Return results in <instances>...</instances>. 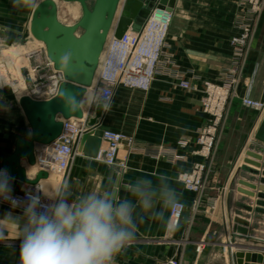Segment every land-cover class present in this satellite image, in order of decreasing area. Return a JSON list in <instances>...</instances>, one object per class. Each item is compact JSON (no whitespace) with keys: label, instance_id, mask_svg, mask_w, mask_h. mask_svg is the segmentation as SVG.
Instances as JSON below:
<instances>
[{"label":"crops","instance_id":"0c3cea01","mask_svg":"<svg viewBox=\"0 0 264 264\" xmlns=\"http://www.w3.org/2000/svg\"><path fill=\"white\" fill-rule=\"evenodd\" d=\"M32 9L27 0H0V24H29ZM239 13L238 0H175L160 64L148 91L117 86L110 109L104 110L101 130L130 136L136 147L174 149L178 142L186 141V150L178 151L184 156L183 160L154 161L129 152L122 145L116 165L107 166L76 150L71 168L62 182L71 191L70 202L90 191L112 187L118 197L135 203L136 198L125 190V185L142 176H148L155 182L161 174H166L183 194L182 204L186 210L179 226L168 229L169 212L165 213L164 220L145 214L142 222L137 221L135 241L116 256V264H168L169 261L178 264H232V257L237 252L264 256V216L257 213L261 208L256 206L259 191H253L254 198H247L238 190L249 192V189L243 186L235 189L231 186V177L228 179L229 174L235 173L250 182L251 170L259 174L252 178H261L260 174L264 172L262 168L243 164L250 149L261 156L260 164H264V145L254 140L264 113L259 114L241 105L243 99L264 102V50L253 41V37L242 58L237 59L240 81L234 89L222 130V140L235 133L244 135L240 150L221 167L226 168L227 179H223L198 207L194 206L196 195L186 191L179 182L180 175L190 172L194 163L205 162L192 155L196 133L207 122L200 106L203 83H217L220 73L236 61L232 58L233 49L229 41L236 32L234 24L238 22ZM259 24H264L260 18ZM22 34L20 28L13 32L16 46L29 41V38H22ZM5 42V38L0 37V48L5 46ZM29 49L30 46L18 47L13 51L20 53ZM105 49L106 46L103 53ZM180 80L188 81L191 88L182 90L178 86ZM88 94L89 89L85 95ZM96 105L90 99L87 108L82 110L85 113L89 111V118H92ZM6 106L12 108L13 113H6L9 108L4 107L5 112L0 116V161L13 152L17 138L30 137L29 126L19 105L8 102ZM5 116L12 118L6 119ZM104 148L105 144L101 142L100 149ZM21 166L26 170L27 178L35 177L38 166L31 168L25 160L21 161ZM51 178L55 181L53 175ZM117 180L118 183H114ZM50 183L47 187L53 185ZM25 185L13 179L12 192L24 189ZM256 186H259L258 182ZM247 208L251 212H247ZM8 213L13 217H23L20 212L0 206V231L4 237L0 239V264H21V239L17 238L19 226L6 217ZM236 220L247 224V236L232 232Z\"/></svg>","mask_w":264,"mask_h":264},{"label":"water","instance_id":"95a60500","mask_svg":"<svg viewBox=\"0 0 264 264\" xmlns=\"http://www.w3.org/2000/svg\"><path fill=\"white\" fill-rule=\"evenodd\" d=\"M66 3H77L81 8L79 20L71 26L63 25L57 18V7L53 0H41L33 11L29 20V33L33 40L44 45L48 59L53 63L54 69L61 72L65 82L60 88H65L78 94L82 98L86 94L94 80L98 69L100 57L104 46L111 33L115 39L121 37L129 29L139 31L148 19L152 9L168 14L173 12L175 0H62ZM92 2V7L88 3ZM72 52V61L65 69L60 64V58L65 51ZM24 118L30 129V137L17 138L14 142L13 152L2 159V169H7L15 180L28 185H37L48 178L45 172H37L33 179L26 176V170L21 166L25 160L29 167L35 166L34 149L38 145H48L56 140L62 131L60 119H82L83 110L69 113L63 106L62 98L57 94L46 101H35L23 96L18 101ZM104 115L102 107L96 105L94 117L88 121V127L92 133L82 136L77 150L85 157L96 159L101 146L102 130L100 121ZM254 140L264 145V118H262ZM246 156L253 160H245V163L256 168L264 169L260 155L247 152ZM250 174L258 176V172L250 171ZM261 178H253L252 182L239 181V184L249 189V192L239 190L243 195L254 198L253 191L257 194L256 206L261 209L258 214L264 216V172ZM258 182L259 186H256ZM247 212H251L247 208ZM264 222V221H262ZM247 224L240 220L234 222L232 232L247 236ZM264 264V256L256 254H243L237 252L232 257V264Z\"/></svg>","mask_w":264,"mask_h":264},{"label":"built area","instance_id":"2783aa9c","mask_svg":"<svg viewBox=\"0 0 264 264\" xmlns=\"http://www.w3.org/2000/svg\"><path fill=\"white\" fill-rule=\"evenodd\" d=\"M147 1L148 0L143 1L144 5L147 4ZM158 2L159 0H154L155 4ZM240 6L242 9H244L245 6H251L252 12L256 13L261 9L262 3L261 0H240ZM157 12L166 15L168 17V22L162 27L159 26V28L156 29L157 34L155 35L154 31L151 33V30H148L150 25L147 23L150 16ZM244 12L245 10H243L242 14ZM241 18L244 20L243 16ZM237 20L238 22L236 24L241 30L239 34L232 39L231 45L243 47L248 36L249 26H241L239 25V17ZM170 21L171 14L157 11L154 8L139 31L129 29L124 33L121 39H115L113 36L108 37L106 65L110 60L109 49L112 45L124 48V50L128 52L127 54H122V58L116 60L115 70L112 74L107 76L102 74L99 77L98 83H100V86L98 87L97 85L95 88L97 102H107L110 97L111 103L114 95V88L119 85L142 92L148 91L160 64V57ZM146 31L148 32L146 33ZM143 37L146 46L136 53L138 44ZM28 57H31V59L35 61L34 67H31L30 71L32 86L25 94L20 95L18 98L20 99V97L26 96L35 101L50 100L57 94L60 84L65 82L63 74L54 69V65L48 59L45 48L43 47L32 51ZM238 58L240 57L237 55L236 62ZM221 77H223L222 74ZM231 80L225 79L226 84L223 85L205 82L202 108L203 113L207 116L209 115L210 118L206 125L199 129L197 137L193 142L194 146H198V152H194L195 146L192 154L195 153L200 155L201 158L206 159L212 156L215 148L216 127L223 118L229 98L230 86L234 83V79ZM179 87L182 90H188L191 85L186 80H180ZM245 103L248 108L255 110L261 109L262 105H264L254 101H247ZM89 114V111L86 112V115L83 113L82 119H60L62 131L59 137L48 145H38L34 149L35 165L38 166L37 172H56V174L61 176L62 180L66 178L82 136L93 132V129L88 127V121L90 119ZM101 142L105 144V148L99 150L95 160L107 166L116 165L118 151L122 145L126 146L129 152H136L148 158H153L155 160L164 159L169 162L183 159V156L180 155L178 151L186 150L188 147V143L183 141L178 142L177 147L174 149L163 148L161 146L155 148H136L133 146V139L131 137H126L110 130H102ZM0 169H2L1 161ZM203 169V166L196 164L191 168L189 174H184L180 176L179 179L184 181L183 184L188 190L199 193L202 188L200 178ZM62 187L63 184L61 188ZM37 192V185L26 184L24 189L11 193L14 198L18 199V206L13 207L10 201H5L3 199H0V205L24 213V208L28 203L27 196L29 194H37ZM39 195L41 196L42 203L51 202L50 197L44 196L41 191H39ZM195 205L194 202V206ZM185 210L186 208L183 205L181 208L169 212V230L179 226ZM168 264L178 263L176 261H170Z\"/></svg>","mask_w":264,"mask_h":264},{"label":"clouds","instance_id":"9594fccd","mask_svg":"<svg viewBox=\"0 0 264 264\" xmlns=\"http://www.w3.org/2000/svg\"><path fill=\"white\" fill-rule=\"evenodd\" d=\"M27 3L35 7L38 0ZM71 61L72 52L65 51L61 66L66 69ZM4 86L0 83V88ZM58 96L69 113L81 111L85 105L77 93L65 88L58 90ZM90 99L103 110L110 109V97L107 102H97L94 92ZM13 179L7 169H0V199L16 207L19 201L11 195ZM125 190L136 198L135 203L118 197L112 187L90 191L71 202L67 184L50 203H42L39 188L37 194H29L23 217L6 215L19 226L21 264H116V256L135 241L137 221L142 222L145 214L164 220L166 212L183 206V194L166 174L157 176L155 182L148 176L137 177Z\"/></svg>","mask_w":264,"mask_h":264},{"label":"rangeland","instance_id":"374dc122","mask_svg":"<svg viewBox=\"0 0 264 264\" xmlns=\"http://www.w3.org/2000/svg\"><path fill=\"white\" fill-rule=\"evenodd\" d=\"M38 1H40V0H38ZM53 1L54 2L56 1L57 16H58L57 18H58V21L60 23H62L63 25L71 26V25H74L79 20V18L81 16L80 5H79V7H77L78 4H76V3H66V2H63L62 0H53ZM261 3H262L261 9L258 12L253 13L251 6H245V8L242 9V7L240 6V0H238V4H239V8H240V13L238 16L239 17V25L245 26V27L249 26V32H248L247 39L245 41V45L243 47L232 46L231 45L232 39L234 37H236L241 30L240 27L238 28L237 24H234V28H235L236 32L229 41V45L233 49L232 58H237V55L240 58H242L243 53L250 46V42L252 40V37H253V41H255V43L262 50H264V24H259V26L257 25L259 18L262 19V21H264V0H261ZM88 6L92 7V2L88 3ZM77 9H78V11H77L78 13L75 15L74 13H75V10H77ZM243 10H245V12L242 14ZM73 15H75V16H73ZM242 16L244 17V20H242V18H241ZM235 19H236V16H235ZM28 25L29 24H0V37H4L6 40L5 46L0 48V83L5 85L3 88H0V116H2L4 114V112H5L4 107H7L6 104L8 102H12L13 104L17 105L18 104V101H17L18 97L20 95L25 94V92H27V90H29V88L32 86V84H31L32 79L30 78V71H31V67H34V62H35L34 59H31V57L30 58L28 57L29 53L26 52L28 50H26L24 52L22 51L20 53H16L13 51V49H16L18 47H24L25 48L27 46H30L31 49L42 48V46L36 45V42L30 36L29 30H28ZM19 28H20L21 32L23 33L21 35L22 38H29V41L26 40L24 43L22 42L23 46L22 45L16 46V44L14 43L16 36L13 35V32L18 31ZM105 46L107 49H105V53H102V58L100 60L99 66H98L96 79L94 81L93 86L89 88L90 95L89 94L85 95L82 99V101L85 102V105H84L85 108H87V105L90 102V97H92L93 93L95 92V88L97 87V85H98V87L100 86V83H98V79L102 75L104 68H105V63H106V59H107V50H108V39L106 41ZM30 51H32V50H30ZM27 53H28V55H27ZM232 61H233V59H232ZM237 64L238 63L236 61L231 62L230 68L222 71L220 73V75L218 76V82L213 83L215 85H218V84L223 85V84H226L225 79H229V81L231 79L232 80L234 79V83L230 86L229 98H228V102H227V105H226V108H225V111L223 114V118L216 127V129H217L216 134H215L216 140H215V144H214L215 148H214L213 154H212V156H210L209 159L201 158L200 155H197L195 153L192 154L195 157L201 158L202 160L205 161L204 163L196 162L193 164V166L196 164H198V165L200 164L204 168L202 170V174H201V178H200L202 188L200 189L199 193H194L193 191H190L185 187V185L183 184L184 183L183 180L179 179V182L183 185V188L186 191H189V192L196 195V200H195V204H196L195 206L196 207L199 206L201 201L203 199H205V197H207V195L212 194V190H214L216 188V186H219V184L221 183V181L223 179H225V180L227 179L228 172L226 173V168H221V167L225 163H227L229 161V159H231L232 157L235 156V153L240 150V145H242V143L244 142V135L241 132L239 134L235 133L233 135H229V136L225 137L223 140L221 139L222 138V132H223L222 131L223 126H224V123H225L226 118H227V109H228L230 101L232 100V98L234 96V89L236 88V86L239 84V81H240ZM221 74L223 75V77H221ZM224 75H226V76H224ZM209 83H211V82H209ZM20 84L22 85V88H23L22 90H20L21 89ZM119 86H122V85H119ZM178 86H179V83H178ZM204 87H205V82L203 83L202 97L200 99V106H201L202 113H203V108H202L203 99L202 98H203V94H204ZM21 91H23V92L20 94ZM247 101H254V102L262 103V104H264V102H261L258 100H248V99H243L241 101V105L244 108L250 109V110L255 111L259 114L264 113V105H262L261 109L255 110L252 108H248L246 106L245 102H247ZM91 102H92V100H91ZM4 104H5V106H4ZM93 104H94V102H93ZM9 106H11V105H9ZM7 108H9V109L6 111V113L11 115L13 113V112H11L12 108H10V107H7ZM5 118L9 119L12 117L10 116L9 118H7L5 116ZM209 118H210V116L208 115L207 121ZM198 131L196 133V137H197ZM126 137H130V136H126ZM180 142H183V140ZM133 145H134V139H133ZM195 146L196 147H195L194 152H198V146L197 145H195ZM220 146H222L221 154L218 155L217 153H218V149ZM134 147H136V146L134 145ZM161 147H163V146H161ZM136 148H145V147H139L138 146ZM247 152L253 153V151L251 149L247 150ZM245 156H246V154H245ZM249 158L250 157L246 156V158L243 161L244 165H248L245 163V160H247V159L249 160ZM150 159L155 161V159H153V158H150ZM183 159H184V156H183ZM183 159H181V160H183ZM178 161H180V160H178ZM172 162H174V161H172ZM184 174H189V172L183 173L180 176H182ZM232 174L233 173L229 174L228 179L231 177L230 178V180L232 182L231 186L235 187V189H236L237 186L238 187L241 186L239 184V181H245V180L242 178H239L238 174L234 173L233 176H232ZM252 177H250V182H252V179H253ZM55 179L58 180V178H56V177H55ZM245 182H249V181H245ZM48 187L46 186L45 188H43L41 190V193L44 196H47L50 198L55 197L57 194V191L59 189H61L60 181H58V184L56 186L52 185V186H48ZM239 190H240V188H239ZM245 197H247V196H245ZM247 198H249V197H247ZM250 199H252V198H250ZM2 207H4V206H2ZM4 208H6V207H4ZM7 209H9V208H7ZM11 210H13V209H11ZM14 211H17V210H14ZM17 212H20L23 214V212H21V211H17Z\"/></svg>","mask_w":264,"mask_h":264},{"label":"bare ground","instance_id":"6f19581e","mask_svg":"<svg viewBox=\"0 0 264 264\" xmlns=\"http://www.w3.org/2000/svg\"><path fill=\"white\" fill-rule=\"evenodd\" d=\"M123 1V0H122ZM55 3H56V1H55ZM77 4V3H76ZM77 7H79V5H77ZM34 8V7H33ZM79 9V8H78ZM78 9L77 10H75V15L78 13L77 11H78ZM32 11H33V9H32ZM32 11H31V13H32ZM81 13V12H80ZM75 15H73V16H75ZM58 17V16H57ZM168 17L166 16V15H164L163 13H160V12H157V13H154V14H152L151 16H150V18H149V21H148V23L147 24H149L150 25V27L148 28V30L151 32V33H153V31L155 32V35L157 34V28H159V26L160 27H162L164 24H167V22H168V19H167ZM28 28H29V25H28ZM148 31H146V33H147ZM110 36H113L111 33L109 34V36L108 37H110ZM144 37L143 38H141V40H140V42H139V44H138V47H137V50H136V53H137V51L139 50H141L142 48H145V46H146V44L144 43ZM35 41V40H34ZM36 42V45H40V46H42V47H44V45L42 44V43H40V42H37V41H35ZM144 45V46H143ZM30 50H32V51H35V50H37V48H34V49H29L28 51H26V52H28L29 54L32 52V51H30ZM30 51V52H29ZM127 50H124V48H120V47H118V46H111L110 47V49H109V62H107V65L105 64V68H104V71H103V73L102 74H104V75H110V74H112L113 73V71L115 70V63H116V60H119L120 58H122V54L124 55V54H127ZM28 53H27V55H28ZM101 58H102V55H101V57H100V60H101ZM100 63V62H99ZM98 70V69H97ZM96 75H97V71H96V73H95V76H94V80H93V84H94V81H95V79H96ZM93 84H92V86H93ZM20 86H21V89L20 90H22L23 88H22V85L20 84ZM91 86V87H92ZM23 91H21L20 92V94L22 93ZM21 98V97H20ZM18 100H19V98H18ZM17 100V101H18ZM83 113H85L84 111H83ZM85 115H86V113H85ZM48 174V178H49V176H50V178H49V181L48 182H46L45 181V183L44 182H42V183H38L37 184V187L39 188V189H43V188H45L48 184H49V182H51L50 184H58V181H60V187L62 186V182H63V180H62V178H61V176L60 175H58V174H56V172H54V173H52V172H49V173H47ZM51 175H53L54 177H56V178H58V180H56L55 179V181L54 180H52V178H51ZM52 180V181H51ZM40 184V185H39ZM51 186V185H50ZM49 188V187H48ZM233 228V227H232ZM232 228H231V230H232Z\"/></svg>","mask_w":264,"mask_h":264}]
</instances>
